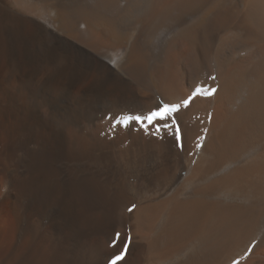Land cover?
Here are the masks:
<instances>
[{
  "label": "bare ground",
  "instance_id": "bare-ground-1",
  "mask_svg": "<svg viewBox=\"0 0 264 264\" xmlns=\"http://www.w3.org/2000/svg\"><path fill=\"white\" fill-rule=\"evenodd\" d=\"M117 256L264 264V0H0V264Z\"/></svg>",
  "mask_w": 264,
  "mask_h": 264
},
{
  "label": "snow or ice",
  "instance_id": "snow-or-ice-1",
  "mask_svg": "<svg viewBox=\"0 0 264 264\" xmlns=\"http://www.w3.org/2000/svg\"><path fill=\"white\" fill-rule=\"evenodd\" d=\"M185 105L188 103V101L184 102ZM179 105H172V106H168L165 105L164 108L160 109L159 111H153L151 112L147 117H141V116H126L123 118V120L121 121L123 124H125V126L132 120H136V121H142L144 119L147 120V122L149 124H151L154 120H156L157 118L159 119H166L168 117H170L172 115L173 112H176L179 109ZM123 257L122 256H117L113 261L112 264H117V261L121 260Z\"/></svg>",
  "mask_w": 264,
  "mask_h": 264
}]
</instances>
